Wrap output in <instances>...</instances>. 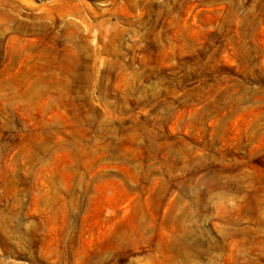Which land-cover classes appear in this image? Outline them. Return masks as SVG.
<instances>
[{"label":"rangeland","instance_id":"rangeland-1","mask_svg":"<svg viewBox=\"0 0 264 264\" xmlns=\"http://www.w3.org/2000/svg\"><path fill=\"white\" fill-rule=\"evenodd\" d=\"M0 264H264V0H0Z\"/></svg>","mask_w":264,"mask_h":264}]
</instances>
